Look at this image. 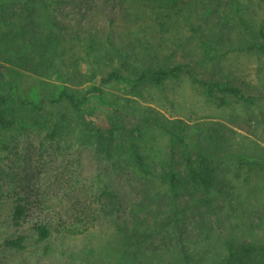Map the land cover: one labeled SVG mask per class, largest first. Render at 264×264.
<instances>
[{
	"label": "trees",
	"instance_id": "16d2710c",
	"mask_svg": "<svg viewBox=\"0 0 264 264\" xmlns=\"http://www.w3.org/2000/svg\"><path fill=\"white\" fill-rule=\"evenodd\" d=\"M144 1L155 2L162 9L163 21H159V25L163 32H183L184 40L173 36L170 45L172 48L189 44L182 53L185 55L169 60L153 52L151 45L139 51L133 46L129 51L109 42L112 51L89 59L88 54L96 45L95 35L91 31L80 33L71 28L69 31L68 26L61 23L62 7L71 0H0V143L7 144L5 133L17 128L23 132H44L49 141L72 133L71 143L91 146L97 154L114 160L115 175L129 186L130 195L135 197L127 202L125 195L108 182L92 193L95 200L87 205L86 211L91 215L98 211L99 224L108 220L111 229L100 257L103 263L99 261V264H202L205 253L194 258L185 247L186 236L179 229V216L201 207L206 211L198 214L200 218L211 215L214 197L208 196L213 192L218 197L223 195L233 213L238 212L242 201L248 205L249 214H245L246 207L241 214L248 218L246 226L254 235L248 241L225 238L222 258L209 264H264V187L255 183L249 172L250 166L255 165L264 172V159L255 155H233L228 150L226 159L236 158L240 168L246 166V169L242 172L229 167L230 171L222 172L216 167L220 160L210 155L201 143L191 151L184 150L181 171L170 164L168 172L160 176L162 184L168 183L171 194L167 214L161 218L162 200H157L156 185L147 177V156L137 142L129 144L127 135L120 132L116 135L114 125L105 133L95 116L85 109L92 97L105 103V86L130 84L135 95L142 97L143 87H160L182 76L218 106H226L231 101L252 105L257 99L264 100V75L257 74L262 87L259 91L254 83L242 78L243 65L234 61L240 55H264V24L256 25L249 20L248 0L243 3L241 0ZM262 1L258 0V4L261 2L264 6ZM66 38L77 41L81 54L69 53V47L63 46ZM64 54H68L66 58ZM64 61L69 71L60 69L58 63ZM104 62L107 65H103ZM83 65L93 72L84 73ZM101 66L111 70L100 76L97 84L80 88L95 78ZM3 68L9 72H2ZM20 71L40 77L46 74V79L54 77L59 84L39 82L41 91L27 93L24 85L21 88ZM55 106L64 107L78 120L70 132L62 125L69 115L61 113L56 117L50 111ZM154 119L153 122L171 135L172 162L177 156L173 149L176 142L187 145L184 136ZM151 120L147 118L149 123ZM206 130L212 148L220 146L214 137V134L220 136V129ZM137 131V128L132 129V133ZM131 167L142 172V179L132 175ZM180 189L184 193H180ZM181 194L187 195L191 206L187 204L181 209L177 205ZM25 211L22 204L12 208L9 221L13 226H20ZM85 214L72 215L67 224L60 215L52 221L34 224L35 242L45 241L52 231L66 225L73 231L90 230L96 220H88ZM116 215L123 218L117 219ZM25 240L23 235L5 238L2 246L21 251Z\"/></svg>",
	"mask_w": 264,
	"mask_h": 264
},
{
	"label": "rangeland",
	"instance_id": "374dc122",
	"mask_svg": "<svg viewBox=\"0 0 264 264\" xmlns=\"http://www.w3.org/2000/svg\"><path fill=\"white\" fill-rule=\"evenodd\" d=\"M247 5L249 20L256 25L264 24L262 3L258 4V0H248ZM161 10L155 2L144 0H71L68 5L62 7L64 16L60 19L63 25L68 26V30L71 28L80 33L91 31L95 35L96 45L94 51L88 54L89 59L102 57L106 52L112 51L109 42L122 49L128 48L129 51L133 46L139 51L151 45L153 52L160 57L176 59L185 55L182 53L187 51L185 48H188L189 44L171 48L172 37L182 38L183 41V32H163L159 25V21H163ZM63 46L69 47V53L78 51L81 54L75 39L66 38ZM68 54H64L63 58ZM234 61L243 65V71H240L242 78L254 83L256 89L262 91L258 76L260 73L264 75V55L245 54L236 57ZM58 64L62 71H69L65 61ZM103 65H107L106 62ZM100 68L95 72V78L80 88L97 84L99 77L111 70L104 66ZM88 69L83 65L84 73L93 72ZM7 71L2 69L4 73ZM20 72L23 76L21 88L24 85L27 93L41 91L39 82L59 84L54 77L46 79V74L40 77L28 71ZM103 89L105 103L92 97L85 109L95 116L105 133L114 125L116 135L118 132L127 135L131 141L129 144L137 142L139 149L147 156V177L156 185L154 187L158 190L157 200H162L161 218L167 214V201L171 194L168 183L162 184L160 176L168 172L170 164L181 171L184 150L191 151L201 143L202 147L208 148L210 155L220 160L216 167L222 172L226 169L230 171V168L240 169L242 172L246 169V166L240 168L236 158L226 159L228 150L233 155H255L264 159L262 99H257L252 105L231 101L226 106H218L209 101L185 76L178 80L166 81L160 87L145 86L141 91L142 97L135 95L130 84H111ZM50 111L56 117L61 113L69 115L67 122H62L69 132L78 121L74 114L64 107L55 106ZM148 117L152 118L150 123L147 121ZM153 119L165 123L167 128L173 129L181 137L184 136V143L187 145L176 142L177 145L173 149L177 156L172 162L171 135L153 122ZM133 128L138 131L132 133ZM209 128L220 129V136L214 134L215 141L220 142V146L216 148H212V142L207 137L206 129ZM5 136L7 144L0 143V264L102 262L100 257L106 249V240L111 229L108 227V220L99 224L98 211L93 215L86 211L87 205L95 200L92 193L108 182L125 195L127 202L131 197H135L130 195L129 186L115 175L114 160L97 154L91 146H80L79 142L71 143L72 133L49 141L45 139L44 132H23L21 128H17L6 132ZM129 169L133 176L142 179L140 170L136 167ZM249 172L254 182L264 187V172L260 167L250 166ZM242 178L244 180V176ZM179 191L184 193L181 189ZM208 197H214L211 215L200 218L198 214L206 211L201 207L199 210H187L186 215L179 216V229H182L183 235L186 236L185 247L194 258L205 253L202 256V264L222 258L225 238L248 241L254 235L246 226L249 223L248 218L241 214L245 207V214H249L251 209L248 205H244L242 201L243 205L238 212L233 213L223 195L219 194L218 197L217 193L213 192ZM187 200V195L181 194L177 205L181 209L187 204L191 206L192 203ZM16 204H22L26 208L19 227L13 226L9 221L12 208ZM78 212H82V215L86 213L85 217L88 216L90 221L91 218L96 220L90 230L73 231L66 225L52 231L45 241L35 242L37 235L32 229L34 224L52 221V218L58 215L67 224V219ZM115 217L123 218L119 215ZM18 235L26 238L23 250L14 251L2 246L3 239Z\"/></svg>",
	"mask_w": 264,
	"mask_h": 264
}]
</instances>
